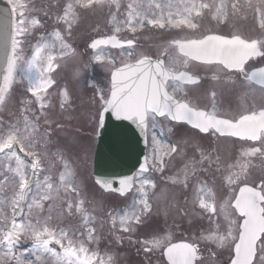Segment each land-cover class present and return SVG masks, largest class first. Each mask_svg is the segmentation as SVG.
<instances>
[{
  "label": "snow or ice",
  "instance_id": "1",
  "mask_svg": "<svg viewBox=\"0 0 264 264\" xmlns=\"http://www.w3.org/2000/svg\"><path fill=\"white\" fill-rule=\"evenodd\" d=\"M7 5L0 11V106L9 101L18 78L26 82L25 91L30 98L21 101L20 119L13 123L0 121V247L6 249L0 264H6L8 260H15L16 264H35L42 257L54 258L56 264H113L111 257L99 259L96 253H90L89 248L85 247L86 242L75 239L74 234L63 228L54 227L51 215H42L46 206L51 210V202L60 200L63 195L67 212L72 214L75 209L84 217L85 226L89 223L84 201L71 199L72 194L80 196L75 171L62 152L56 150L49 153L48 133L41 135L37 123L48 107V90L56 83L51 73L59 67L57 45L60 58L73 50L65 41L62 31L56 28L51 33V41L41 37L33 46L31 55L25 56V38L42 22L35 14L31 0H7ZM105 5L116 9V12H110L113 32L92 39L88 45L97 53L95 61L104 62L107 59L111 65L110 89L107 92L97 89L100 122L103 123L106 112H111L118 120L132 121L147 139L149 126L154 129L158 118H166L187 123L201 133L235 138L240 144L236 160L223 164L224 195L218 198L217 193L205 185L198 186L195 191L194 203L209 214L210 222L215 227L191 240L176 242L168 233H154L140 241L145 245L144 250H160L166 264H203L199 255L200 245L206 242L228 251L226 264H264V175L250 178L251 158L264 160V105L259 108L255 105L245 107L229 114L219 111L215 91L211 92L210 108L193 104L186 95H180L186 85H196L200 81L188 70L194 61L216 67L226 75L234 74L246 94L258 91L264 95V66H250L255 58H264V12L256 9L261 20V34L256 38L210 32L198 37L172 39L155 58L144 53L134 54V40L122 41L118 38L121 25L132 33L137 28L142 29L145 22L159 29L196 32L200 27L196 20L206 13L219 23L226 22L228 5L224 0L219 3L215 0H179L178 4L148 0L146 5L143 0H130L126 5V18L117 22L120 0H66L56 19L67 26L70 34L82 11L103 8ZM231 8L234 13L239 10L238 0H233ZM152 9H158L159 15L153 12L148 18ZM103 46L118 49L127 46L129 51L117 66L113 58L102 55ZM213 79L220 77L216 75ZM60 96V108L63 109L68 102L67 89L61 90ZM32 104L36 105L38 114L31 107ZM29 111L34 113L35 119L26 115ZM152 142L157 161L154 167L162 172L165 166L163 157L171 156L178 148L171 145L165 149L155 134ZM199 151L201 159L191 163V173L186 164L182 180L179 174L169 178L173 183L182 182L187 188L189 175L197 172L196 165L212 162L211 153ZM215 162L220 164L218 155ZM60 165L62 168L58 171V177L44 175L43 180L39 178L46 171L55 172ZM148 171L145 164L140 165L141 174ZM96 183L105 190L125 195L132 188L133 177L121 178L118 189L112 188L110 180L97 179ZM155 188L153 179L140 176L137 190L140 198L133 200L131 211H125L119 217L124 232H132L135 226L142 224V214L150 212L149 189ZM25 205L27 213L22 216ZM17 217L21 219L17 220ZM115 221L116 217H113V226ZM93 232L94 229L88 232L89 241L93 238ZM22 237L30 239L35 261H26L23 253L16 254V245ZM53 243L60 246L62 253L51 246ZM211 254L215 257L217 252L213 250Z\"/></svg>",
  "mask_w": 264,
  "mask_h": 264
},
{
  "label": "rangeland",
  "instance_id": "2",
  "mask_svg": "<svg viewBox=\"0 0 264 264\" xmlns=\"http://www.w3.org/2000/svg\"><path fill=\"white\" fill-rule=\"evenodd\" d=\"M65 2L66 0H31V3L34 7V12L41 20L42 25L39 28L35 29L31 35L25 38L23 48L24 55L30 56L33 46L40 41L41 37H45L49 41H51V33H53L56 28H59L62 31L65 41L71 46L73 52H69V54L64 58H60V49L59 45H57L58 62H60V66L57 72L58 76L65 80L67 89L70 92L71 96L74 97L78 102L75 104L74 111L81 110L80 108L83 102V95L85 94L84 87H88V81L85 80H88L90 72L94 77H97L93 78V82H91L90 84L91 87L89 85L91 92L89 91V96H87L84 100V105H86L88 98L91 97V99L88 101V106L90 108L89 110H87L88 123H83V119L81 118L79 112L76 115V121L86 127L85 134L82 133V131L77 132L75 129L71 130V123L61 121L64 126L67 125L69 126V128L62 130L57 129V126H54L51 132L53 136H47V139L49 141V153L56 150L62 152L64 154V157L68 160L70 167L76 173V182L78 190L80 192V196L76 197L75 194H72L71 199H73L75 202H78L81 199L84 201L83 207L88 213L89 223L87 224V226H85L84 217L80 213H76L75 209H73L72 214H69L67 212L63 195L60 200H54L51 202V210H49V208L46 206L43 210L42 215L44 217L51 215V222L54 227L63 228L70 234H74L75 239L86 242L85 247L89 248L90 251H97L104 260H107L108 257H111L113 264H165L162 261L160 250L145 252L144 248L140 249L138 247L137 241L134 242V238H136V236H134L135 233L150 238V236L154 233L163 232L170 234L173 238V241L182 239L191 240L195 237L200 236L201 233L205 230L214 228L215 225L210 222L209 214L205 213L202 209H200L199 212H201L204 216L208 215L207 220H205V223H203L204 225L199 223V219H195L197 222H195V224H191L192 222L188 219L189 216L186 217V220L189 222H181V226L173 225L172 221V224L169 225L170 217H173V215L177 212L178 200L176 199L175 202L173 201L172 207L168 206L171 209L169 217L165 214V208L168 199L162 196V193H174L175 190H178L180 192L181 188L178 186V184L166 185V183L168 182V180H171L169 179L170 177H173L175 174L182 173V171H180L182 169V165H184L182 161L177 163L175 160L174 163H169V169L166 170L164 168L161 172L157 171L154 167V163H156L157 161H154L152 157L150 159L148 155L147 164L150 168V172L147 174H137L135 177L134 187L130 194L126 196H118L109 192H102L94 184L91 177V163L92 152L95 144L94 135L98 107V96L97 92H95V89H103L105 91V88H108L107 76L109 72L108 70H110L111 65L108 64L107 59L104 62L95 61L94 56L97 53L92 49H87V45L89 44V42H91L92 39L103 36L104 34H112L114 24L110 23V12H116V9L114 6L110 9L107 5H105L103 8H96L86 12L82 11L80 13L78 21L73 24L69 34L67 26L62 21L58 22L56 19L57 14L62 11V6ZM129 2L130 0H120L121 8L116 17L117 22L123 21L126 18V5ZM147 2L148 0H143V3L145 5L147 4ZM153 2L162 4L171 2L173 4H178L179 0H153ZM153 12H155L157 16L159 15L158 9H152L148 13V18H151ZM165 12H167V9H165ZM206 16L207 17L204 18V22H212V20L208 19V17L210 18L211 16L209 14H206ZM121 27L122 31L118 33L120 37L125 39H141L142 37H145V39L141 41V45L145 42H148V44H145V47L139 46L137 48H133L132 51L134 53L138 52L144 54H152L154 57H156L161 52V49H164V47H160L159 44L165 43V39L161 42H158L161 40L158 38V34H156V38L154 36H150V34H152L150 32H152L153 30L158 31L160 30L159 28L152 27L145 22V26L142 29L137 28V31L135 33H132L123 25H121ZM144 28L147 29L146 32H149L148 34L135 36L139 35L136 33L141 32ZM157 31L154 32L157 33ZM200 35H202V33ZM159 36H162L163 38H171L172 36H174V34L162 32L159 34ZM151 42H155V44H152ZM128 51L129 49L127 48L121 50V52L117 56L112 55L115 59V62L117 63L120 60L125 59ZM102 55H104L106 58H109V56H107V51L104 48ZM173 55H175L174 52ZM76 73H79V75L77 76ZM83 81H85L84 86ZM23 93H25L24 89L22 91L20 86L18 87L17 85H13V91L11 93L9 101L6 105L0 106V121H3L5 123H13L17 119H20V100H22L23 98ZM95 93L96 95H94ZM253 105H255L253 101L250 102L249 105L239 102L233 107L231 106L227 109L222 108L221 110L225 113L232 114L234 112L241 111L245 107L249 108ZM31 107H34L33 109H35V104H32ZM28 114H33V112L29 111ZM159 122L162 121L157 120L156 124H160ZM43 127L45 128V126H42V128ZM43 131L44 130L41 129V135H44ZM65 136H67L69 139L65 140ZM158 141L162 142L163 146L165 145L162 140ZM221 142V145L225 144L224 141ZM200 143L204 146H207L206 141H201ZM154 148L155 145H151L150 151L152 152ZM257 159H259V157H257ZM191 163L192 162H190V164ZM260 165H262L263 167V173L261 175H264V161H261ZM214 167L215 165L211 167L213 168L211 171L205 172L208 174L211 172L216 173L217 170L214 169ZM60 168H62V165H60L55 172H44L40 175L39 178L43 180L44 175L48 174L58 177V171ZM256 170L258 169L256 168ZM172 174L174 175L172 176ZM141 175L153 179L156 183V188L154 190L149 189V192H158L155 193L153 199V211L149 214H142L143 222L142 224L135 226L134 231L124 232L120 227L119 217L125 211H131L133 200H138L140 198L137 190L140 186ZM259 175L254 177L253 179L258 178ZM180 177L183 178V175H180ZM209 180L210 182H214L216 178H209ZM256 182L259 183V180L256 179ZM168 183H170V181ZM218 184L219 189L218 191L215 189V191L217 192V194L222 191L224 195L225 189L222 186V181H219ZM195 186L196 181L194 184H191L189 189L192 191ZM157 194L160 195L156 196ZM193 197L194 194H191L190 192L189 203L193 208L191 213H194L197 217H199V214L195 212ZM138 207H142V205H139ZM156 208L162 210L157 211ZM182 208L186 210L185 212L190 213L189 205L187 204V202L184 203V206H182ZM26 213L27 210L25 214ZM194 214L191 217H196L194 216ZM177 216L178 215L176 213V217ZM113 217H116L115 226H113V223H111L113 222ZM179 220L180 217L178 216V221ZM90 229H94V232L92 233L93 238L89 241L88 232ZM200 247L201 251L199 255L202 258L203 264H226V262L228 261V251L226 249H218L215 247V245H209L206 242H201ZM213 250L217 252V255L215 257H213L211 254ZM4 251H6V249L0 247V260H2L3 258ZM17 255H19V253H17ZM23 256L26 261H35V255L32 254L31 250H29L28 252L25 251L23 253ZM6 264H16V262L15 260H8ZM35 264H56V262L54 258L42 257L41 260L35 261Z\"/></svg>",
  "mask_w": 264,
  "mask_h": 264
},
{
  "label": "flooded vegetation",
  "instance_id": "3",
  "mask_svg": "<svg viewBox=\"0 0 264 264\" xmlns=\"http://www.w3.org/2000/svg\"><path fill=\"white\" fill-rule=\"evenodd\" d=\"M209 2H213V0H209ZM215 2L219 3L220 0H215ZM224 2L228 5V17L226 22L219 23L211 17H208V19L212 20V22H204V18L207 17L205 15L202 18H198L196 20V22L200 25L198 31L191 32L185 29L183 31H180V33L177 34V37L175 39H181L185 37H198L201 33L207 34L210 32L223 35L240 34L241 36L251 38H256L261 34V29L259 26L261 20L256 9L259 8L262 12H264V0H238L239 10L235 13L231 8L233 0H224ZM141 41H135V45H141ZM169 41L171 40L169 39L167 40V42L159 44V46L165 47ZM145 44H148V42H145L142 45L145 46ZM162 50L163 49H161V51ZM250 66H264V58H255V60L250 62ZM188 70L191 74L198 76L200 78V81L196 85H186L180 95H186L187 98L190 99L193 104H197L201 107L207 106L210 108L212 103L211 92L215 91L216 103L221 113H225L221 110L222 108L227 109L231 106L233 107L239 102L246 103L249 105L250 102L253 101L257 108H259L261 105H264V95H261L258 91H256L255 93L246 94L245 88L240 86L239 79L234 74L226 75L225 73H221L216 67L203 65L200 62L195 61L190 63ZM216 75H218L220 79H213V77ZM55 81L56 83L48 90L47 93L48 104L53 103V97L55 96V93L58 91L59 88L58 80ZM89 85L90 82L88 81V87ZM25 87H27V85ZM169 90L171 91V89ZM87 110H89V106L86 103V105H84L83 113V117L86 120V123H88ZM49 113L50 112H47L46 115H48ZM157 120H160L162 122H159L160 124H156V127L154 129L149 126V130L147 133V158L149 155L150 159L152 157L154 161H156L154 150L152 152L150 151L151 145H154L153 142H151L152 134H155L157 140H162L164 142L165 149L170 147V145L177 146L178 151L176 153L172 154L171 156L164 157H166L167 159H176L182 161L183 163H185V165L188 164L189 172H191L190 162L200 161L201 159L199 150H203L206 154L211 153L212 155L213 160L211 163L204 162L202 165H196V187L192 190L194 197L196 188L210 181L209 178H216V180H222L223 164L227 162H234L238 156L240 144L235 140V138L219 137V134L213 133H201L195 129L190 128L186 124L172 122L166 118H158ZM201 141H206L207 146L202 145L200 143ZM221 141H224L226 145H221ZM160 144L163 145L162 142H160ZM217 155L220 157L219 165L215 162V157ZM261 161L264 160L260 158L257 159V157L251 158L252 167L250 169H252V171L250 172V174L252 172L256 173L263 171V167L262 165H260ZM214 165V169L217 170L216 173L211 172L208 174L205 172L211 171L213 169L211 167ZM256 168L258 170H256ZM189 178H191L190 175ZM222 195L223 192L221 191L219 194H217V197L220 198V196L222 197ZM179 196L182 200L186 201L185 193L184 196H182L181 194H179ZM194 204L196 205V203ZM180 216H182V211Z\"/></svg>",
  "mask_w": 264,
  "mask_h": 264
},
{
  "label": "water",
  "instance_id": "4",
  "mask_svg": "<svg viewBox=\"0 0 264 264\" xmlns=\"http://www.w3.org/2000/svg\"><path fill=\"white\" fill-rule=\"evenodd\" d=\"M6 7L7 2L0 0V11ZM144 151L145 135L136 124L129 120H118L111 112H106L103 123L100 120L98 122L93 156L94 182L97 179L110 180L112 188L118 189L121 178L133 177L135 171H140L141 164L146 165ZM101 189L120 194L114 190Z\"/></svg>",
  "mask_w": 264,
  "mask_h": 264
}]
</instances>
